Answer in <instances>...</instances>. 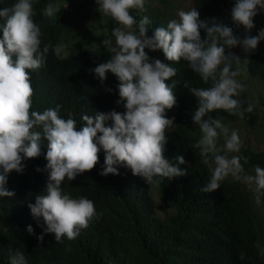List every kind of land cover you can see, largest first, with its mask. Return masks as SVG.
I'll list each match as a JSON object with an SVG mask.
<instances>
[{"label":"clouds","instance_id":"obj_1","mask_svg":"<svg viewBox=\"0 0 264 264\" xmlns=\"http://www.w3.org/2000/svg\"><path fill=\"white\" fill-rule=\"evenodd\" d=\"M96 3L99 12L119 26L112 30L114 46L111 39L101 41L111 52V58L89 71L101 83L107 79L108 72L117 78L116 104H123L125 110L83 115L85 126L79 130L75 119L61 118L60 105L43 112L31 110L30 72L44 66L50 48L60 57L67 46L58 43L55 47L50 44L41 47L42 33L33 20L31 0H18L11 7L0 9L3 21L0 23V197L14 195L5 187L7 175L21 172L23 159L43 154L47 162L44 171L48 173L46 194L37 195L35 203L28 207L34 218L43 219V233L54 234L55 241L62 243L64 238L75 240L97 217V212L93 201L73 198L61 185L65 179L73 181L91 171L99 163L101 149L102 176L118 175L119 167L130 169L133 176L147 184L186 175L179 167L186 163L183 155L176 156L175 163L164 156L167 133L174 124V118H168L166 110L177 106L173 90L179 83L173 81L169 85L165 81L176 76L177 70L150 57L145 51L148 49L162 51L168 62L185 61L204 84H210L198 88L191 87L190 81L183 82V87L197 101L192 123L198 126L201 135L193 147L199 149L201 162L211 169V177L201 191L214 192L220 188L221 181L231 177L252 189L259 205L264 196V168L256 166L255 175L245 173L241 159L247 163L248 157L229 155L241 150L243 141L239 131H230L222 118H214L210 113L223 110L244 119L246 113L253 112L254 104L245 107L236 98L246 90V85L237 79L240 69L233 70V64L239 65L241 58L231 51L226 54V49L240 47L246 54L253 52L264 41V29L256 36L241 39L233 34L232 28L214 19L202 21L198 10L192 8L179 11L178 19L169 20L166 27H157L149 37V18L144 16L137 21L132 15L133 10H144L145 0H96ZM60 9L49 3L42 9V15L51 19L57 17ZM260 12H264V0H235L231 17L234 23L250 31L255 27L253 18ZM109 120L112 124L106 126ZM42 138L48 142L46 153L41 150ZM221 138L223 144H219ZM26 230L33 233L30 225ZM43 233L38 240H43ZM12 248L8 251L7 264H27L25 257L33 248L24 241L13 243ZM261 254L264 255V250ZM240 258L243 259V253Z\"/></svg>","mask_w":264,"mask_h":264},{"label":"trees","instance_id":"obj_2","mask_svg":"<svg viewBox=\"0 0 264 264\" xmlns=\"http://www.w3.org/2000/svg\"><path fill=\"white\" fill-rule=\"evenodd\" d=\"M168 1L145 0L143 11H132L137 21L144 16L151 21L149 37L157 27H166L168 22L152 9V4L164 6ZM16 2L18 0H0V9ZM63 2L69 9L63 7ZM31 3L35 12L33 20L42 33L41 47L45 44L55 47L58 43L67 46L60 57L50 48L44 66L30 72L31 110L43 112L60 105L61 118L75 119L77 130L85 126L83 115L113 110L124 112L123 104H116L119 99L117 78L108 72L107 79L101 83L89 71L111 58V52L101 41L111 39L114 46L112 30L119 25L108 16L98 24L97 31L96 26L88 23L87 11L98 10L96 0H31ZM49 3L61 7L58 18L48 19L42 15V9ZM234 3L235 0H189V10L196 8L202 21L214 19L216 23L232 28L233 34L238 36L237 24L231 17ZM163 17L165 19V14ZM201 38H205L203 29ZM145 51L177 70L176 76L165 81L169 85L173 81L179 83L173 90L177 106L166 110L167 117L174 118V124L167 133L164 156L175 163V157L183 155L186 163L179 167L186 175L156 183V192L153 190L151 195L149 184L133 176L130 169L119 167L118 175H100L104 164L101 149L99 163L91 171L73 181L65 179L61 185L73 198L85 197L93 201L97 217L75 240L64 238L61 243L55 241L54 234L43 233V219L34 218L28 207L35 203L37 195L46 194L48 173L44 168L47 162L43 154L38 158L23 159L22 171L7 175L5 187L14 195L0 197V264H7L8 251L17 241H24L33 248L25 257L27 264H264L261 254L264 229L256 222L243 184L229 177L220 182L216 191H201L211 177V170L201 162L199 149L193 147L200 135L198 126L192 123L197 101L189 89L183 87V82L190 81L191 87L198 88H207L210 84H204L185 61L168 62L162 51ZM260 57L256 48L247 54L244 66L249 75L264 81V64ZM236 98L242 101L240 97ZM210 115L214 118L237 117L223 110ZM244 119L249 121L250 114L246 113ZM111 124V120L106 121V126ZM47 143L42 138V153H46ZM234 155L248 157L247 163L241 159L244 170L252 165L264 168V147L250 148L244 144ZM260 205L264 209V196H261ZM29 225L33 228L32 234L26 230ZM42 233L43 240L40 241L37 237Z\"/></svg>","mask_w":264,"mask_h":264},{"label":"rangeland","instance_id":"obj_3","mask_svg":"<svg viewBox=\"0 0 264 264\" xmlns=\"http://www.w3.org/2000/svg\"><path fill=\"white\" fill-rule=\"evenodd\" d=\"M63 4H65V2H63ZM189 5V0H169L164 6L153 3L152 9L159 15H161L163 21H169L171 19H178L177 13L181 10L188 11ZM66 8L69 9V6L67 5ZM98 12L99 10L96 9H90L87 11V14L90 16L88 23L96 26L94 28L96 29V31L99 29L98 24L101 23L104 18V15L102 13L98 14ZM163 14H165V19L163 17ZM263 15L262 12H260L253 18L255 27L250 31H246L242 25H236L235 30L237 35L241 39H243L245 36H256L260 29H264ZM257 49L261 54V63L264 64V41H260ZM228 51H231L234 55H237L241 58L239 65L235 63L233 64V70H235L236 68L240 69V75L237 77V79L241 83L246 85V90L242 92L239 97L242 99L246 106L248 104H254L255 107L253 109V112L249 113V121L240 119L239 117H227L222 118V122L229 128L230 131L232 129H237L239 131V135L241 140L243 141V145L246 144L250 148L264 147V81L261 80L258 76L249 75L246 72L244 63L247 54L244 53L240 47H235ZM219 144H223V138L220 139ZM229 155H234V153ZM252 166L253 168L256 167V165ZM251 167H249V169L247 168L244 171L246 174L255 175V170ZM153 190L156 192V183L149 184V192L151 195H153ZM243 191L247 196V200L251 210H253L254 212L256 222L260 224V226L264 229V209L260 204H256L254 196L255 193L252 189L243 184ZM156 197L153 198L155 201Z\"/></svg>","mask_w":264,"mask_h":264}]
</instances>
